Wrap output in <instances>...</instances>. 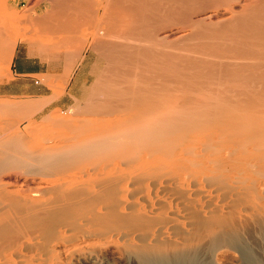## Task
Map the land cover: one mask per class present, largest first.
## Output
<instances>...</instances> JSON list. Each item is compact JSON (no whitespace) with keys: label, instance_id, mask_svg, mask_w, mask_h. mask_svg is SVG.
I'll return each instance as SVG.
<instances>
[{"label":"bare ground","instance_id":"1","mask_svg":"<svg viewBox=\"0 0 264 264\" xmlns=\"http://www.w3.org/2000/svg\"><path fill=\"white\" fill-rule=\"evenodd\" d=\"M58 1L28 54L93 80L0 99V264H264V0Z\"/></svg>","mask_w":264,"mask_h":264},{"label":"rangeland","instance_id":"2","mask_svg":"<svg viewBox=\"0 0 264 264\" xmlns=\"http://www.w3.org/2000/svg\"><path fill=\"white\" fill-rule=\"evenodd\" d=\"M100 1L102 2L104 0H100ZM101 14H102V10L100 9L97 11V15L100 16ZM13 17H14V14L12 13V19H14ZM35 17H40V16L35 14ZM31 23H32V16H31V19L27 21L26 23H22V24L17 23L15 27L12 21L11 33L12 34L16 33L17 35L19 34L17 37V43L18 41H23L25 43L24 36L27 33V31L29 32L30 29L32 30V28H34L36 31L40 30L39 26L34 27V25ZM5 25H6V28H5ZM0 28L3 29L4 32H6L7 30H8L7 33L10 32L8 7L6 4H3L1 2H0ZM37 39L38 41H41V40H45V37L39 36L37 37ZM17 43H16V46H17ZM43 63H44L43 69L48 70L47 73L34 75V76L31 75V76L25 77V79H20L14 75L12 71V67H11V64H12L11 62L9 63V61L7 62L5 60H0V99H3V98L20 99V100L21 99L23 100L24 99H41L44 97L45 98L54 97L59 94L57 98L52 101L51 104H49L43 111H41L38 114V118H41L42 116L47 115L52 111H56V110L61 111V114L64 113V111H66V108L69 111V109L75 106L78 102L75 99V97L78 96L79 98H82L83 96L88 94L92 80H93V76H92L91 66L89 65L88 67H86L85 61L84 62L81 61L77 65V67L71 74L70 79L68 80L67 84L62 83L63 81H62L61 75L64 73V64L61 61L57 62V64L54 61H48V62H43ZM36 81H38L39 84H36L35 83ZM22 83L30 87V91L28 93L8 94L6 92L11 86H14L15 84L21 85Z\"/></svg>","mask_w":264,"mask_h":264},{"label":"crops","instance_id":"3","mask_svg":"<svg viewBox=\"0 0 264 264\" xmlns=\"http://www.w3.org/2000/svg\"><path fill=\"white\" fill-rule=\"evenodd\" d=\"M1 3L6 4L9 11V30L11 33V25L12 21L14 27L16 24H22L29 21L30 15L32 18L36 15L44 17L45 14L49 11H52L56 2L58 0H0ZM33 2V3H32ZM12 13L14 14V19H12ZM40 17H36L37 21L41 19ZM39 26V24H38ZM12 71L17 78L25 79V77L31 75H39L45 74L48 70H44V63L39 58H31L28 54L27 44L23 41H18L12 61H11ZM39 84L38 81L35 82ZM30 91V87L28 85H24L23 83L15 84L11 86L6 92L8 94H24Z\"/></svg>","mask_w":264,"mask_h":264}]
</instances>
